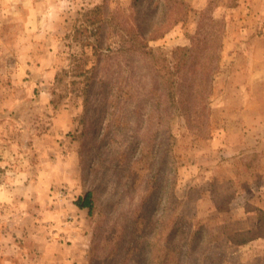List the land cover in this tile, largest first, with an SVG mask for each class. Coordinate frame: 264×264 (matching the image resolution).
<instances>
[{"label":"rangeland","instance_id":"1","mask_svg":"<svg viewBox=\"0 0 264 264\" xmlns=\"http://www.w3.org/2000/svg\"><path fill=\"white\" fill-rule=\"evenodd\" d=\"M133 1L0 0V264H92L93 240L108 243L139 214L165 154L160 186L171 184L175 172L178 199L162 220L168 222L160 228L152 221L153 230L183 224L184 216L210 236L201 264H264V0H185L186 19L149 41L166 55L137 56V96L129 107L144 113L150 67L184 57L172 51L191 46L199 27L203 48L214 45L213 34L222 36L219 57L205 54L211 68L219 63L208 105L192 123L178 113L165 121L170 137L155 158L134 156L142 125L135 116L122 120L105 102L117 67H99L90 103L77 76L86 54L88 66L96 60L84 48L88 38L76 32L89 23L86 12L100 5L99 18L112 16L115 30ZM111 36L119 41L115 31ZM92 187L90 216L75 201ZM166 252L162 245L159 254Z\"/></svg>","mask_w":264,"mask_h":264},{"label":"trees","instance_id":"2","mask_svg":"<svg viewBox=\"0 0 264 264\" xmlns=\"http://www.w3.org/2000/svg\"><path fill=\"white\" fill-rule=\"evenodd\" d=\"M163 1L158 3V0H134L131 15L125 16L123 21L117 24L115 30H112L113 17L100 16L99 18L102 7L97 5L86 12V19L89 23L76 30L77 35H85L88 38L83 44L84 48H90L89 50L96 59L91 66H88L89 56L86 54L83 67L77 75L82 77V82H85L83 89L86 102L90 103L93 100L94 85L101 76L99 67L104 66L106 62H108L109 71L117 67L115 70L117 75L113 76L115 84H112L111 90L105 91L104 88L102 91L108 94L105 102L113 109V114L117 116L121 114L122 120L125 117L128 120L130 117H137L138 127L141 124L145 131V136L132 150L134 156L147 152L150 153V158H155L158 152L162 153L166 146L163 140H166L167 135L170 137L169 130H164L163 126L165 121L168 122L176 113L184 116L190 123L192 119L202 114L206 103L208 105V97L213 90L214 76L219 68L218 62L211 68V63H207L208 59L205 54L214 51L216 57H219L222 36L213 34L217 37L212 40L214 45L203 48L197 41L202 33L199 27L191 46L178 47L172 51L173 53L180 52L181 55L184 54V57H179L180 60L174 63L171 59L164 57L162 66L150 67L148 71L150 84L146 83L142 88L145 91L144 95L149 96L147 99L150 101L145 112H141L143 109L139 106L129 107V102L137 96L135 82L138 73L137 56L148 58L158 56L159 58L160 53L165 56L163 48H153L149 45V41L162 37L176 22L185 20L187 16L182 14L186 6L185 0ZM162 5L165 11L163 16H160L158 10ZM158 22H164L165 26L162 24L158 26ZM113 31L119 36V41L112 38ZM208 48L209 51H207ZM73 57L75 60L79 59L77 56ZM112 60L115 61L114 66H111ZM142 121L144 122L141 123ZM169 151L171 152L170 148ZM165 159L156 168L157 173L153 181L157 186L145 187L146 194L135 211L139 214H136L131 222L125 221L122 231H119L117 227L114 237L108 243H99L100 238L93 240L90 250L92 264H102V262L104 264H126L130 259L133 264H201V251L210 239L203 227L198 226L193 229L191 223L185 222V217L180 216L178 219H181L183 224H177V220L167 231L153 230L155 223L152 221L156 223L159 221L160 228L168 222L166 220L162 222V220L166 218L169 220L178 199L175 193H172L174 186H171L175 183V172L172 174L171 184L168 180V186H160L164 183L161 173L168 170L167 154H165ZM151 164L150 162L149 165ZM130 173L134 177L135 172ZM126 189L129 193L128 188ZM96 191H98L97 186ZM96 191L93 187L89 188L75 201L80 208H87L90 216L94 215L96 209ZM163 210L166 214L159 219L160 212ZM136 222H139V229H135ZM127 225L131 228L129 232H127ZM118 226H120L119 223ZM115 239L116 241L113 242ZM160 244L170 252L159 254L162 247ZM97 248L99 249L96 250Z\"/></svg>","mask_w":264,"mask_h":264},{"label":"crops","instance_id":"3","mask_svg":"<svg viewBox=\"0 0 264 264\" xmlns=\"http://www.w3.org/2000/svg\"><path fill=\"white\" fill-rule=\"evenodd\" d=\"M261 27V26H260ZM84 210V209H83ZM82 211V210H81ZM81 251L77 252V255H80Z\"/></svg>","mask_w":264,"mask_h":264}]
</instances>
